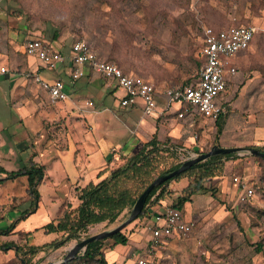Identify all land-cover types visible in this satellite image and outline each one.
I'll list each match as a JSON object with an SVG mask.
<instances>
[{"label": "rangeland", "instance_id": "obj_1", "mask_svg": "<svg viewBox=\"0 0 264 264\" xmlns=\"http://www.w3.org/2000/svg\"><path fill=\"white\" fill-rule=\"evenodd\" d=\"M234 22L255 24L257 33L250 48L239 59V79L218 96V101H224L226 94L230 98L225 112L226 115L230 113L228 122L236 119L239 124H255L264 118V0H0V38L3 43L14 31L24 32L29 37L40 36L54 42L56 48L58 43L66 50L75 39H86L102 57L117 62L126 72L145 74L164 87L187 83L196 76L201 65L200 49L205 26L223 27ZM56 30L58 36L54 38ZM17 36L14 35V39L18 40ZM13 56L12 42L10 47L0 42V145L7 146L4 154L10 152L3 160L10 169L22 167L31 158L35 159L36 152V155L41 154L40 150L37 151L42 143L38 130H48L53 134L50 139L54 140L57 138L55 133H58L56 122L40 121L42 112L33 100L26 97L14 99L11 75L16 65ZM2 66L8 71H1ZM45 74L70 80L68 71L63 68L49 69ZM86 77L80 78L77 84ZM101 91L91 95L96 106L109 105L114 111L118 109L115 97L106 93V88ZM116 112L121 114L118 110ZM212 125L215 126V121ZM263 129L252 128L248 134L264 135ZM215 134L213 129L204 135L210 139L204 151L219 142ZM28 137L34 142L33 148L30 145L20 151L15 141ZM75 149L71 140L66 159L75 154ZM53 152L59 151L52 148L50 154ZM243 155L253 159L251 173L264 164V160L256 156ZM93 158L91 165L95 167L101 157L95 154ZM172 160L173 157L166 158L160 166L169 165ZM56 161L52 167L59 169L62 161ZM263 172L257 174L259 179ZM259 192V198H264V191ZM213 195L217 197L214 192ZM47 199L38 203L39 209L31 220L41 222L45 217L55 216L54 212L57 214L58 207L47 205ZM19 200L14 197L13 202L0 204V220L8 209L6 205L16 207L20 205ZM224 202H210L197 213L189 210L186 215L184 211L186 218L195 222L194 228L188 234L175 235L169 243L160 245L154 254L155 263L264 264V205L249 203L244 206V211L239 210L234 216V212L230 214L233 210L230 202ZM160 205L156 203L153 207L163 212ZM130 214L131 210H125L114 222L90 225L82 238L113 228ZM29 235V232L2 234V240L13 241L19 247L0 249V264H23L25 258H32L34 263L40 264L56 252L63 255L82 239H70L57 247L54 241L61 239L62 233L55 237L54 232H45L43 239L55 238L40 244ZM112 241L113 238H106L103 247ZM33 244L40 246L36 253L30 248Z\"/></svg>", "mask_w": 264, "mask_h": 264}, {"label": "crops", "instance_id": "obj_2", "mask_svg": "<svg viewBox=\"0 0 264 264\" xmlns=\"http://www.w3.org/2000/svg\"><path fill=\"white\" fill-rule=\"evenodd\" d=\"M18 33L21 34L18 35ZM14 35H18V40L14 39ZM28 37L27 34L19 31H14L8 36V39H11L13 44L14 56L12 61H14V65H16L11 75V82L13 83L12 95L16 100L25 97L28 98V100H33L42 112L40 119L41 122L49 120V122L54 121L57 123L58 133H55L57 136L56 140L50 139L53 134L48 130H38L39 136L42 137V143L37 151L40 150L41 154L36 155V152L35 160L45 165V173L38 184L41 193L39 202H43L45 198H48L47 205L57 206L58 212L57 214L56 212L53 213L55 216L45 217L41 222H35L31 220V218L35 216L38 208L36 211L31 212V214L26 216L25 219L22 218L19 220L16 226L8 234L12 232H29V236H31V239L37 244L54 239L61 232H54V238L43 239L46 232L45 225L51 220L56 219V217H59L64 212L65 207L68 206V203L77 205L80 202L77 196V187L84 186L90 181L98 182L101 180L102 177H105L109 173L107 171L102 176H98L99 171L107 166L109 156L114 159L110 163L111 165L122 164L124 163L125 158L121 157L120 153L137 151L142 143L152 138L154 134H157V137L162 140L169 137L174 141L180 142L184 148L191 153V156L197 154V150L204 149V147L210 143V139H207L204 135H207V133L213 129L216 132L215 139L219 138V142H216L213 145H264V135L252 134V132L248 134V131L252 128L254 130L256 127L264 128V118L263 120L260 119L255 124H250L249 122L239 124L236 119L232 122H228L230 120V113L227 115L225 113L220 126L221 132L218 133L216 122L215 126L212 125V122L216 121V119L204 117L196 111L192 114H186L185 117H179L178 104L165 107V110L161 114H144L142 103L122 106L118 99L120 96V92L118 91L119 88L108 86L105 79L94 70L88 69L86 75H84L87 76L86 79L79 82V84H77V81H79L80 78L72 79L69 73L71 81L66 80L63 76H48L45 73L49 68L45 67L36 55L28 54L25 51L24 42ZM8 39H6L7 41L4 43L10 47L11 42H9ZM0 42L4 44L1 38ZM71 44L72 43H70V45ZM250 46L245 51L235 56L237 72L229 76L227 89L232 83L239 79V59L250 48ZM69 51L70 46L67 49L66 54ZM63 70L67 72L66 68H63ZM34 71L41 73V75L48 79L62 77L67 85L69 93L68 99H63L55 103L48 100L49 95L47 91L27 77L28 73ZM134 75H138L152 82L159 93L157 98L166 105V100L163 96V89L167 86L164 87V85L160 83L157 84L151 79V77L145 74L136 73ZM195 78H197V74L187 83L192 82ZM73 83L75 84L73 85ZM103 88H106V93H111L115 97L117 100L116 106L118 108L116 110L120 111L121 114L116 112V110L114 111V108L109 105H104L101 108L96 106V102L92 99L93 96L91 95L99 94L102 92L101 90ZM225 97L226 98L223 102L226 105L230 98L227 94ZM89 100H92L93 104H89ZM207 122H209L208 125L206 124ZM35 124L37 123L35 122ZM35 132H37V128ZM242 134L245 135L241 136ZM71 140L75 143V154H73L71 158L66 159ZM15 142H18L20 151L28 149L30 145H32V148L34 146V142L30 137L27 139L16 140ZM5 146L6 145L4 144L0 145V163L8 170L18 169H10L3 163V160L10 155L9 150L8 154H4L5 151L3 150L5 149ZM52 148L59 152H53L50 154ZM237 153L239 154L238 157H232L225 161L226 173L218 175L215 178H207L204 181L205 189L197 190L192 193L190 199L182 206L185 218L189 210H192L193 213H197L199 208L208 205L210 202H230L233 208V210H230V214L234 212V216L239 210L244 211V206L249 203L256 206L257 204L264 205V198H259L260 192L258 188L257 195L250 202L244 204L239 202L238 193L240 189L238 184L232 181V174L246 170L250 173L248 174V178L256 185V183L259 182V175L257 174L260 173L261 168L257 166L256 172L251 173L250 170L253 168V159L249 156H244L243 153ZM95 154L101 157V159L97 166L93 167L91 164ZM57 159L62 161V167L59 169L52 167L54 163L57 162ZM6 175L5 172L0 173V177H5ZM189 182L190 178L188 176L172 181L170 184L171 194L161 201L160 208L163 212L168 205H172L174 198L183 194L184 188ZM28 187L29 178L27 175H20L16 178H6V180L0 182V204H9V202H13L14 197L20 199V205H17L16 207L6 205L8 209L0 220L1 227L8 226L30 206L32 196L28 194ZM213 192L217 195L216 198L214 197ZM184 211L186 212V215ZM155 212L161 214L162 211L154 210L151 215H149L150 217L145 216L139 218L130 224L127 227L128 229L126 228L124 230L125 234L129 237L127 243H116L113 239L112 242L103 247L108 264H137L129 255L133 249L146 244L149 241L152 231L148 225L152 222H156ZM173 237H175V235L165 236L163 238V244L169 243L170 239ZM76 243L63 252V255H59V252H56L55 254L47 256V258L40 262V264H57L61 262ZM82 250L83 249L79 252ZM154 254H156V252ZM154 254L149 255V257L155 259ZM66 264H73V262L69 261Z\"/></svg>", "mask_w": 264, "mask_h": 264}, {"label": "built area", "instance_id": "obj_3", "mask_svg": "<svg viewBox=\"0 0 264 264\" xmlns=\"http://www.w3.org/2000/svg\"><path fill=\"white\" fill-rule=\"evenodd\" d=\"M255 24L234 22L228 26H205L200 49L201 65L197 78L190 83L167 86L163 89L166 105L159 98L158 90L149 80L126 72L112 60L101 57L86 39H75L66 54L63 45L56 48L52 41L39 36L28 37L24 42L25 51L36 55L49 69L66 68L72 79L86 75L88 69L98 72L110 87L119 88V101L122 106L142 103L144 114H161L165 107L178 104L179 117L198 112L200 115L217 119L226 111V105L218 101V96L227 89L228 78L237 72L235 56L245 51L255 38ZM1 71H7L2 67ZM45 89L52 103L68 99L67 85L62 77L48 79L34 71L27 74ZM93 104L92 100L88 101ZM248 172L232 174V181L239 186L238 200L248 203L257 195L258 185L248 178ZM195 222L185 218L182 209L168 205L164 212L156 215V222L148 227L152 235L146 244L140 245L129 255L137 264H156L150 258L163 244L164 237L188 234ZM84 250V249H83ZM73 264H103L92 262L86 257L78 258Z\"/></svg>", "mask_w": 264, "mask_h": 264}, {"label": "trees", "instance_id": "obj_4", "mask_svg": "<svg viewBox=\"0 0 264 264\" xmlns=\"http://www.w3.org/2000/svg\"><path fill=\"white\" fill-rule=\"evenodd\" d=\"M53 36L54 38L58 36L57 30ZM64 51L67 52L66 48ZM223 115L215 121L218 126V133L221 132L220 126L223 121ZM157 136V134H154L152 138L144 141L137 151L120 153V156L125 158L122 164L111 165L110 163L114 159L109 156L107 166L98 173V176H102L108 171L109 173L105 177H102L98 182L90 181L84 186L77 187V196L80 202L77 205H68L59 217L45 225L46 232H61L63 234L61 239L54 241L57 247L65 244L70 239L82 238L83 232H86L90 225L103 221H116L118 216L125 210H132L140 194L158 175L178 168L191 157V153L180 142L174 141L169 137L162 140ZM249 146L264 149V145L250 144ZM197 152L201 153L204 150H197ZM250 154L248 153V155ZM238 156L239 154L236 151L211 155L206 159L195 162L179 174L157 184L149 193L143 210L133 221L151 215L155 210L154 204L161 203L162 199L171 194L170 184L172 181L188 176L190 182L184 188L183 194L174 198L172 203V206L182 209V206L190 199L192 193L205 189L204 181L207 178H215L226 173L225 161L227 159ZM251 156L264 160V156L254 154H251ZM169 157H173L170 164L161 167L160 163ZM259 167L263 172L264 164ZM2 172L7 175L0 177V182L6 180V178L27 175L29 178L28 193L32 196L30 206L16 220L6 227L0 226V249H8L12 246L19 247V245H16L13 241H4L1 236L2 234H8L19 220L36 211L41 197L38 184L45 173V165L31 158L22 167L8 170L0 163V173ZM262 175L263 177L257 183L259 191L261 189L264 191V174ZM106 238H113L116 243H127L129 239L123 229L108 237L95 239L78 253L77 258L70 262H75L80 257H86L92 262L108 264L103 251V244ZM30 248L36 253L39 251L40 246L33 244ZM260 248L261 245L259 246ZM25 261L34 263L32 258H25Z\"/></svg>", "mask_w": 264, "mask_h": 264}, {"label": "water", "instance_id": "obj_5", "mask_svg": "<svg viewBox=\"0 0 264 264\" xmlns=\"http://www.w3.org/2000/svg\"><path fill=\"white\" fill-rule=\"evenodd\" d=\"M240 152V153H251L254 155H259V156H264V149L258 148V147H253V146H222V145H214L210 150L208 151H204L201 153H197L195 155H192L190 158H188L181 166H179L178 168L163 173L161 175H158L145 189L144 191L140 194V196L138 197L136 203L134 204L132 210H131V214L130 216L122 223H120L119 225L89 235L88 237L82 238L80 241H78L74 247L71 249V251H69V253L65 256V258L57 263V264H66L69 261L73 260L78 252L81 249H85L87 247V245L95 240V239H100V238H104V237H108L110 235H112L113 233L122 230L125 226H127L130 222H132L134 219H136L139 215V213L143 210L144 205L146 203V199L149 195V193L151 192V190L159 183L167 180L168 178H171L177 174H179L180 172L186 170L187 168H189L190 166H192L195 162L200 161L202 159H206L208 157H210L211 155L214 154H220V153H227V152ZM156 215H159L158 212H155ZM23 264H37V263H27L26 261H24Z\"/></svg>", "mask_w": 264, "mask_h": 264}]
</instances>
